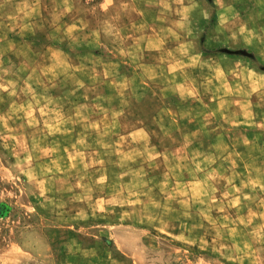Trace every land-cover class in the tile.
Listing matches in <instances>:
<instances>
[{
    "label": "rangeland",
    "instance_id": "374dc122",
    "mask_svg": "<svg viewBox=\"0 0 264 264\" xmlns=\"http://www.w3.org/2000/svg\"><path fill=\"white\" fill-rule=\"evenodd\" d=\"M139 262L264 264V0H0V264Z\"/></svg>",
    "mask_w": 264,
    "mask_h": 264
},
{
    "label": "crops",
    "instance_id": "0c3cea01",
    "mask_svg": "<svg viewBox=\"0 0 264 264\" xmlns=\"http://www.w3.org/2000/svg\"><path fill=\"white\" fill-rule=\"evenodd\" d=\"M133 256H134V255H133ZM139 257H140L139 255H136L135 258L138 259ZM139 263L141 264V263H144V262H139Z\"/></svg>",
    "mask_w": 264,
    "mask_h": 264
}]
</instances>
